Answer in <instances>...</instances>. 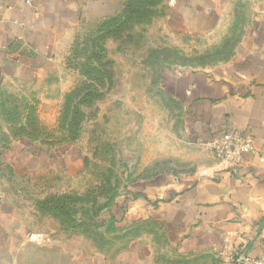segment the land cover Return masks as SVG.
Returning <instances> with one entry per match:
<instances>
[{
    "label": "rangeland",
    "instance_id": "rangeland-1",
    "mask_svg": "<svg viewBox=\"0 0 264 264\" xmlns=\"http://www.w3.org/2000/svg\"><path fill=\"white\" fill-rule=\"evenodd\" d=\"M117 2L113 16L76 32L57 81L0 83V264H32V238L56 231L87 233L108 254L154 234L153 221L126 233L110 226L115 209L124 219L129 189L192 177L212 157L188 137L178 99L187 81L220 80L264 0ZM92 46L105 50L103 66L89 63ZM116 177L113 205L102 189ZM49 204L79 227L52 216Z\"/></svg>",
    "mask_w": 264,
    "mask_h": 264
},
{
    "label": "crops",
    "instance_id": "crops-1",
    "mask_svg": "<svg viewBox=\"0 0 264 264\" xmlns=\"http://www.w3.org/2000/svg\"><path fill=\"white\" fill-rule=\"evenodd\" d=\"M117 1L43 0L27 6L0 0V83L57 81V62L76 32L113 16ZM245 39L237 59L220 70L221 81L209 75L187 81L178 100L193 145L209 151L208 143L234 129L253 142L254 152L235 165L209 151L212 157L192 177L163 175L130 188L124 219L117 221L113 212L116 227L126 233L153 221L154 234L143 231L108 254L83 232L56 231L52 238H32L39 248L28 251L30 263L252 264L263 254L264 9Z\"/></svg>",
    "mask_w": 264,
    "mask_h": 264
},
{
    "label": "built area",
    "instance_id": "built-area-1",
    "mask_svg": "<svg viewBox=\"0 0 264 264\" xmlns=\"http://www.w3.org/2000/svg\"><path fill=\"white\" fill-rule=\"evenodd\" d=\"M21 1L27 6H32L43 0ZM207 148L221 161L235 165H239L242 162L244 155L254 152L253 142L246 138L242 132L234 129L227 131L221 137L208 143ZM229 260L230 258L227 257L226 261L228 262ZM252 264H264V251L259 258L252 260Z\"/></svg>",
    "mask_w": 264,
    "mask_h": 264
},
{
    "label": "trees",
    "instance_id": "trees-1",
    "mask_svg": "<svg viewBox=\"0 0 264 264\" xmlns=\"http://www.w3.org/2000/svg\"><path fill=\"white\" fill-rule=\"evenodd\" d=\"M144 5V4H143ZM108 22H110V24H111V20L110 21H108ZM105 28H107V27H105ZM93 47V49H92V51H89V52H87L86 54H88V53H90L89 55V63L90 64H92L91 66H93L94 64H95V62H98L99 64H100V66H103L102 65V63H103V61H102V55H103V53L105 52V50L104 49H102V48H95L94 46H92ZM103 59H104V57H103ZM102 75H104L103 73H102ZM108 76V75H107ZM90 100H92V99H90ZM72 115L74 116L73 117V119L75 118L76 119V117H75V111H72ZM81 115V114H80ZM113 181V180H112ZM110 182V186L109 187H104L102 190H107L104 194L109 198L108 200H109V203L108 204H113L114 203V201L116 200V198H117V195H118V189H119V187H120V184L122 183V178L121 179H117V177L116 178H114V185H112L113 184V182ZM137 195H133V197L135 198ZM115 205H116V203H114ZM113 204V205H114ZM54 205L53 204H49L48 206H44L46 209H51V208H55L56 210H57V212L58 213H56V214H53L52 216H54L55 218H57V219H59L62 223H66V221L67 222H69L70 223V228L71 229H76V228H78L79 227V223H77L76 222V219H75V217L72 215V214H70L69 212H67V210L63 207V206H59V205H56L55 207H53ZM112 215V214H111ZM92 220V219H91ZM90 224H91V221H90ZM111 225H113L115 228H116V219H115V217L112 215V220H111V224H110V226ZM137 225V224H136ZM92 229H94V230H96L95 228H94V226L92 225V227H91ZM90 228V229H91ZM91 229V230H92ZM119 231H121V232H123L124 230L122 229V228H117ZM93 231V230H92ZM84 233V232H83ZM89 239H92L91 237H90V235H88L87 233H84Z\"/></svg>",
    "mask_w": 264,
    "mask_h": 264
}]
</instances>
